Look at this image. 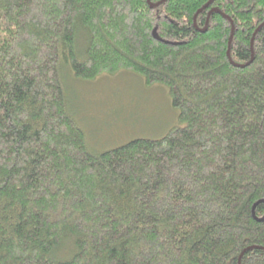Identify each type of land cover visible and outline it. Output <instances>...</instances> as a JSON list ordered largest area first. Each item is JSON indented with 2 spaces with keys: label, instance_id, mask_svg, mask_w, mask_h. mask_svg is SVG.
I'll list each match as a JSON object with an SVG mask.
<instances>
[{
  "label": "trees",
  "instance_id": "obj_1",
  "mask_svg": "<svg viewBox=\"0 0 264 264\" xmlns=\"http://www.w3.org/2000/svg\"><path fill=\"white\" fill-rule=\"evenodd\" d=\"M150 2L0 0V264H264V0ZM63 66L179 124L89 152Z\"/></svg>",
  "mask_w": 264,
  "mask_h": 264
},
{
  "label": "rangeland",
  "instance_id": "obj_2",
  "mask_svg": "<svg viewBox=\"0 0 264 264\" xmlns=\"http://www.w3.org/2000/svg\"><path fill=\"white\" fill-rule=\"evenodd\" d=\"M61 82L69 113L94 154L137 138H161L179 124L169 88L147 85L137 73L120 70L84 80L63 66Z\"/></svg>",
  "mask_w": 264,
  "mask_h": 264
},
{
  "label": "water",
  "instance_id": "obj_3",
  "mask_svg": "<svg viewBox=\"0 0 264 264\" xmlns=\"http://www.w3.org/2000/svg\"><path fill=\"white\" fill-rule=\"evenodd\" d=\"M148 1V3H149V5H150V7H152L153 6V4L150 2V0H147ZM213 10H217V9H213ZM212 11V10H211ZM211 13V12H210ZM153 36L155 37V38H158L157 37V34H156V32H155V30H153ZM231 36H232V34H231ZM227 55H228V57H229V49H228V51H227ZM237 65V64H236ZM263 219H264V217H263Z\"/></svg>",
  "mask_w": 264,
  "mask_h": 264
}]
</instances>
